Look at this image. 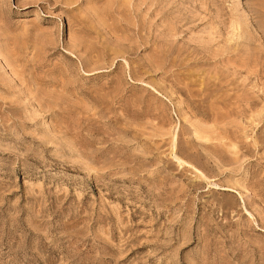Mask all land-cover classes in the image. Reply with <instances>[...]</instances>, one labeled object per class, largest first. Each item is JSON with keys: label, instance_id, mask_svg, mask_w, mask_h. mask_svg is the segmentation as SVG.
<instances>
[{"label": "rangeland", "instance_id": "rangeland-1", "mask_svg": "<svg viewBox=\"0 0 264 264\" xmlns=\"http://www.w3.org/2000/svg\"><path fill=\"white\" fill-rule=\"evenodd\" d=\"M0 264H264V0H0Z\"/></svg>", "mask_w": 264, "mask_h": 264}]
</instances>
